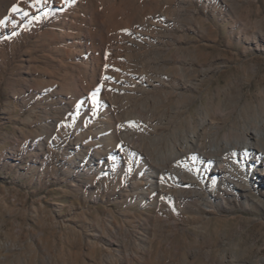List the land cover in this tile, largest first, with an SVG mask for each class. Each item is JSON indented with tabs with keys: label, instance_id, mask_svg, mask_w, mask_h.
Masks as SVG:
<instances>
[{
	"label": "rangeland",
	"instance_id": "rangeland-1",
	"mask_svg": "<svg viewBox=\"0 0 264 264\" xmlns=\"http://www.w3.org/2000/svg\"><path fill=\"white\" fill-rule=\"evenodd\" d=\"M2 1L4 0H0V4H3L0 5V21H3L0 23V264H93L103 250L100 242L94 241L99 243V246H94L83 240V235L92 237L93 224L101 222L107 225L114 221L133 232L138 220L148 215L164 221L167 231L172 223L179 225V228L183 225L191 228V225H200L210 220L207 241L202 251L190 255L185 251L176 254L172 245L170 250L173 254H169L166 259L160 257L158 261L153 260L150 264H264V208L256 201L264 200V186L250 191L231 189L229 192L218 187H208L202 190L204 196L210 193V198L206 200L211 206L208 209L203 206L205 202L196 196L198 190L184 184L181 191L187 194L185 204L181 205L182 209H179L180 201L173 196L172 188L166 190L162 206L151 201L147 208L142 209L138 204L131 203L133 192L128 184H124L122 189L130 190L129 197L124 195L120 199L111 196V191L117 189L118 183L126 182L128 174L124 173V176L113 177L112 182H108L110 191H102L98 194L99 200L95 201L91 198L93 191L86 195L70 187L71 172L74 170L68 161L76 159V146H73V150L52 149L40 153L29 143L37 130V121L48 106H38L31 102L23 107L19 100L23 95L17 89L15 96L7 79L20 68L19 62L23 59V53L32 48L36 32L50 30L53 47L68 50L69 58L77 65L71 71L68 69L61 79L80 87L82 95L89 94L94 99H102L105 97L103 91L88 88L85 83L89 75L81 60L87 55L85 45L72 34L70 23H75L77 28L86 32L90 27L82 23L85 10L90 13L99 12L103 16L105 24L102 27L98 25V19H94L98 30L104 28L107 31L105 37L108 50H98L96 60L106 66L112 75H117L118 68L128 60L124 57L125 45L122 42L116 43V35H125L133 28L138 5L135 2L129 3L130 0H75L66 14L41 18L38 29L33 24L29 26L27 22L33 19L27 8L32 0H14L19 5L16 6L18 10L15 15L24 18L22 25L32 34L28 42L21 43L15 49L9 33L10 13L8 14V9L10 11L11 6L14 8L15 3L9 6L8 3H1ZM157 1L160 5L168 2ZM172 1L177 8L176 13L167 19L156 33L158 35L153 36L158 40L157 44L150 48L152 56L145 57L156 87L149 92L137 91L135 96L138 97L135 100L126 97L122 99L123 113L119 118L120 124L117 123L114 130L118 143L137 154L147 166L164 171L167 178L170 173L169 165L182 169L188 167V161L180 156L173 163L165 165V168H160L169 138L179 128H186L187 120L196 118L201 108H206L215 128L206 130L202 150L194 147L191 150L190 158L193 163H206L210 159L214 164L224 163L229 170L232 161L238 160L240 151L244 148H247L248 153L253 150L264 154V128H261L259 148H228L221 142L232 127L243 129L257 126V122L264 117V111L256 108L264 102V51L247 50L251 32L243 31L242 27L243 23L251 24L255 19L264 17V0H254L253 6L245 4L243 0H226L231 11L239 15L234 17L225 10L224 17H221L212 9L203 7H197L199 14L196 15L192 11L194 3L190 4L188 0ZM194 2L199 4V0ZM140 3L141 12L138 15L154 21L157 9L152 1L141 0ZM258 7H261L260 13ZM195 19L201 20V26ZM64 27L66 31L63 30ZM185 34L189 35L192 42L185 43ZM100 39L98 34L94 37V47L100 48ZM121 39L122 37L119 38ZM89 42L92 43L90 40ZM140 43L144 48L149 46L148 42ZM116 46L120 48L116 68H111L110 52ZM181 47H185V50H179ZM38 61L43 62L40 58ZM208 62H218L217 66L220 68L201 71L200 76L198 68H209ZM38 67L42 72L46 69L56 74L59 72L55 65L46 68L40 63ZM255 67H258V71H255ZM177 68L190 71L189 75L186 78L179 75ZM73 75L79 79H75ZM235 78L243 81V97L237 100L227 99L223 104L225 97L222 89ZM200 79L203 81H199ZM38 80L47 81L43 74L38 75ZM108 85L114 86L113 81L108 80ZM163 92L174 94L165 105L153 106V99L164 96ZM175 93L191 95L187 111L176 106ZM7 103L15 106V110L8 112L9 114L5 112ZM166 106H171L172 109L168 114L164 113ZM55 107L53 113L60 115V107ZM242 107L247 110L241 111ZM73 115L70 113L66 116L71 118ZM29 117L31 121L28 120ZM99 121L98 114L92 116L82 133L88 135L94 132ZM13 136L19 141L13 140ZM25 140L29 141L27 145L24 144ZM93 143L94 137L90 135L84 138L81 145L91 154L94 150ZM137 178L139 175L135 174L133 179ZM221 231L229 235L230 242L219 243ZM174 240L181 242L180 231L175 234ZM233 241L238 246L234 247ZM166 246L154 243L151 256L157 255ZM205 249L211 251L209 259L202 255ZM130 250L137 251L134 246ZM232 251L238 255L236 262L229 260ZM222 252L227 253L225 258L220 255Z\"/></svg>",
	"mask_w": 264,
	"mask_h": 264
},
{
	"label": "bare ground",
	"instance_id": "bare-ground-1",
	"mask_svg": "<svg viewBox=\"0 0 264 264\" xmlns=\"http://www.w3.org/2000/svg\"><path fill=\"white\" fill-rule=\"evenodd\" d=\"M72 1L75 0H44L43 2L32 0L27 5L28 11L33 18L27 21L29 26L33 24L35 28L40 29L41 18L66 14L69 6L73 3ZM147 1H152V4L157 9L154 21L138 15L141 12V0L129 1V3L135 2L138 5L136 9L137 13L134 17L133 28L128 30L125 35H116V43L122 42L125 45L126 53H124V57L128 60L127 63L118 68L119 72L117 75H112V72L106 66L96 60L98 50H108L105 37L107 31L104 28L98 30L95 21V19H98V25L104 26L103 16L99 12L90 13L88 10H85L82 14V23L90 27L86 32L77 28L75 23H70L72 26L69 27H72L71 29L73 30L72 34L84 42L85 45L87 55L81 59L83 60L82 63L85 70L89 73L88 80H85V83L88 88H98L103 91L105 97L102 99H94L85 93V95H82L83 90L80 87H77L72 82H66L61 79V76H64L68 69L71 71V68L77 65L69 58L70 52L68 50L53 47L50 30H38L36 32L32 48L23 53V59L19 62L20 68L7 79V84L13 91V94L16 96L17 89H19L23 95L19 99L23 107L28 106L31 102L38 106L45 104L48 106L37 121V130L31 136V142L25 140L24 144L27 145L29 142L40 153L52 149L62 151L70 148L73 150V146H76L77 148L74 149L76 159L68 161V164L74 170L71 172L70 187L86 195L93 191L95 196L93 195L91 198L95 201L99 200L98 194L102 191H110L108 182H112L113 177L122 174L124 176V173L128 174L126 182L118 183L117 189L111 191V196L123 199L124 195L128 196L131 190L133 192L131 203L138 204L142 209L147 208L151 201H156L157 206H162L165 201V192L169 188L174 189L172 194L177 201H180L179 209H182L181 205L185 204L187 194L181 191L184 184H188L198 190L196 196H199L203 203L205 202L203 206L208 209L211 206L206 203V200L210 198V193L204 196L205 194L202 191L208 187H218L225 192H229L231 189L250 191L260 186L263 187L264 154L260 151L255 152L251 150L248 153L247 148H244L246 150L240 151L238 160L232 161L229 170H227L224 163L214 164L210 159L206 163L203 161L193 163V159L190 158L191 150L193 147L196 150H202V141L206 130L215 128L214 121L210 120L209 111L206 108H201L196 118L191 117L187 120L186 128H179L177 133L169 138L164 158L160 161V168H165V165L173 163L180 156H183L184 160L188 161V167L182 169L175 165H169L170 173L167 175V178L164 176V171H161V169L154 170L147 166L144 161L138 158L137 154L132 153L125 145L118 143L114 130L116 129V124H120L119 118L123 113L122 99L126 97L135 100L138 97L135 96L137 91L140 93L155 89L156 81L145 63V57L146 55L152 56L150 48L155 46L158 41L153 36L158 35L156 34L158 30L165 25L168 18L174 16L177 9L172 0H167L168 2L164 5H160L157 0ZM188 1L190 4L194 3L192 11L196 15L199 14V8L197 7H203L205 9H212L221 17H224V10L228 13L231 12V16L233 17L239 16L231 11V7L225 2L226 0H199L198 6L194 0ZM17 2L14 0H4L1 3H8L9 6L15 3L14 7L16 8V6H19ZM243 2L253 6L255 1L243 0ZM11 7L10 11L8 9V14L10 13L9 33L11 34L13 48L17 49L21 43L28 42L32 34L22 25L24 18L17 17L13 11V6ZM260 11L261 7H258V12L260 13ZM195 20L197 23H201V20ZM236 26H238V23ZM242 27L243 31L251 32L247 50L264 51V17L255 19L251 24L243 23ZM63 30L66 31L65 27ZM97 34L101 36L100 48L93 46L94 37ZM120 37H122L121 40H119ZM235 38L241 40L240 37L235 36ZM183 40L186 44L192 42L189 35L186 34L183 36ZM140 41L148 42L149 46L144 48ZM184 48L181 47L179 50L183 51L185 50ZM119 49L116 46L110 52L112 54L110 56L111 62L109 63L111 68L116 64ZM38 58L42 59L43 62L38 61ZM40 63L46 68L50 65H55L59 69V72L56 74L47 69L45 72H42L38 67ZM208 63L209 68L207 69H203V67L198 68L200 76H202L201 71L208 72L210 69L218 70L220 68L217 66L218 62ZM255 71H258V67H255ZM189 72L186 69L177 68V73L185 78L189 75ZM40 74H43L47 81L40 82L38 80V75ZM73 77L77 80L79 79L78 76L73 75ZM108 80H112L114 86H109ZM199 81L202 82L203 80L200 79ZM222 90L225 97L223 104L226 103L227 99H240L243 97V81L242 79L235 78L228 85L224 86ZM162 94L164 96L153 99L151 103L153 106L165 105L169 102V97L174 93L163 92ZM175 94L177 96L176 106L181 110L187 111L191 95L184 93ZM260 105L263 107H260ZM55 106L60 107L62 111L60 115L53 113L56 110ZM176 106L173 105V107ZM256 108L264 111V102ZM13 110H15V106L12 103H7L5 112L8 113ZM171 110V106H166L164 113L168 114ZM246 110L245 107H242L241 111L245 112ZM70 113L74 115L68 118L66 115ZM96 114L100 116V121L97 123L95 131L85 135L84 132L82 133V130L88 124L89 119ZM133 114L135 115L136 113L134 112ZM28 120L31 121V118L29 117ZM261 128H264V117L257 122V126H249L243 129L232 127L231 132L224 135V139L221 142L228 148L258 147L262 137ZM90 135L94 137L92 145L94 150L91 154L90 151H87L81 145L84 138ZM9 137H5V139ZM15 138L14 136L12 137L13 140L19 141ZM204 138L206 139V136ZM135 174L139 175V178L136 180L133 179ZM124 184H128L130 190L122 189ZM256 201L264 208V200ZM109 223L103 225V223L97 222L92 226V237L83 235V240L86 244L91 243L94 246H99V243L96 242H100L102 246L103 250L100 257L95 258L93 264H150L153 260L158 261L160 257H165L164 259H166L169 257V254H173L172 250H170L172 245L175 247L176 254L184 253V251L189 255L198 253L203 250L202 247L207 241V233L210 226V220L200 225H191L193 226L191 228L187 225L179 228V225L177 226V224L172 223L170 230L167 231L165 222L152 215L139 219L135 226L136 230L133 232L114 221ZM178 231L182 234V240L177 243L174 240V236ZM190 238L193 240H190ZM219 238V243L221 244L230 242L229 235L225 232L221 231ZM156 242L161 247L163 244L167 245L166 249H162L157 255L151 256V253L154 251L153 245ZM232 245L236 247L238 243L233 241ZM132 246L137 251H131L130 248ZM202 255L209 259L211 251L205 249ZM220 255L222 258H225L227 253L222 252ZM237 256L232 251L229 254V260L236 262ZM221 264H224V262Z\"/></svg>",
	"mask_w": 264,
	"mask_h": 264
},
{
	"label": "snow or ice",
	"instance_id": "snow-or-ice-1",
	"mask_svg": "<svg viewBox=\"0 0 264 264\" xmlns=\"http://www.w3.org/2000/svg\"><path fill=\"white\" fill-rule=\"evenodd\" d=\"M18 9H16L15 7L13 8V11H17ZM0 23H3V21H0Z\"/></svg>",
	"mask_w": 264,
	"mask_h": 264
}]
</instances>
